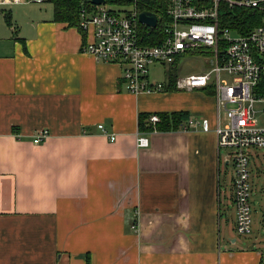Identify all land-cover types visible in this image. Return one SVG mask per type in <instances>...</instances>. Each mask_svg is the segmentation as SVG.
Returning a JSON list of instances; mask_svg holds the SVG:
<instances>
[{"label":"crops","instance_id":"1","mask_svg":"<svg viewBox=\"0 0 264 264\" xmlns=\"http://www.w3.org/2000/svg\"><path fill=\"white\" fill-rule=\"evenodd\" d=\"M43 2L0 1L27 8L0 27V264H259L256 238L235 235L233 151L186 121L140 130L174 113L225 125L215 89L177 76L129 93L120 65L82 51L93 30L29 4Z\"/></svg>","mask_w":264,"mask_h":264},{"label":"built area","instance_id":"2","mask_svg":"<svg viewBox=\"0 0 264 264\" xmlns=\"http://www.w3.org/2000/svg\"><path fill=\"white\" fill-rule=\"evenodd\" d=\"M146 1L130 0L117 11L106 8L107 2L82 7L81 27L85 32L93 30V40L82 51L100 62L120 65L125 89L133 94L165 90L163 81L151 78V68L172 66L188 54L209 55L207 72L178 77L176 84L187 90L212 86L228 121L220 126L218 120L212 129L208 119L191 118L184 122L183 129L201 126L205 132L214 130L219 149L233 151L228 161H232L236 172L233 186L236 231L248 236L252 233V156L248 150L264 149V0H152L161 7L159 13L151 10L158 17L157 27L163 36L158 45L148 44L143 35L146 30V37H150L152 30H157L139 20L140 13L146 11L140 5ZM236 9L259 14V24L242 33L235 19L227 14ZM223 74L230 79L223 80ZM160 121L158 115L150 118L152 124ZM98 128L106 133L104 125ZM49 136V131L41 130L33 142L42 144ZM111 140L115 141L116 136ZM136 144L138 148H147L149 139L139 134ZM259 264H264V249Z\"/></svg>","mask_w":264,"mask_h":264},{"label":"rangeland","instance_id":"3","mask_svg":"<svg viewBox=\"0 0 264 264\" xmlns=\"http://www.w3.org/2000/svg\"><path fill=\"white\" fill-rule=\"evenodd\" d=\"M44 2L42 5H36L35 3H29L34 7L35 9H43L45 10H53V5L50 2V0H43ZM124 4V3H123ZM121 4H116L112 2L106 3L104 5L106 8L117 11L120 8ZM3 9H11L13 11V15H15L17 12L23 15L25 13V10L27 8L25 7H17L16 9L9 8V6H6L4 8L0 7V27H7L5 26L6 23L2 16V10ZM9 29V28H8ZM209 55L207 54H188L186 57L181 58L178 61L179 67L177 69L176 75L177 76H189L191 74H198L208 71V61L206 58H208ZM172 67L166 66V67H154L151 68L150 74L151 78L153 80H159V81H166L168 77V73ZM123 72V68H122ZM222 79H230V77L226 74H223ZM213 78H215V75H213ZM260 108V107H258ZM223 111L221 116L223 118V122H227V116L225 108L223 107ZM260 118V115H259ZM261 124H263V121H261ZM223 154L225 155L226 152L223 150ZM252 156L254 158V162H251V169H252V176H251V210H252V233L248 236L239 235L237 231L235 232V235L237 237L243 236V237H253L256 238V243L260 248H264V150L262 149H255L251 150ZM228 176L229 179L233 176H235V169L232 167H229L228 170Z\"/></svg>","mask_w":264,"mask_h":264},{"label":"trees","instance_id":"4","mask_svg":"<svg viewBox=\"0 0 264 264\" xmlns=\"http://www.w3.org/2000/svg\"><path fill=\"white\" fill-rule=\"evenodd\" d=\"M130 0H106V2H112L116 4H126ZM50 2L53 5V10H54V22L57 23H65L69 27H75L78 28L80 32H82L83 36L85 37L84 33L85 31L81 27V9L85 5L88 7L90 6L89 2L83 1V0H50ZM156 4V3H155ZM152 0H148L145 3L141 4L140 7L142 10L146 11H157L159 13V6H156ZM230 17L235 19V24L239 28V31L242 33H245L250 30V28L256 26L259 24L260 21V15L257 13H254L250 10L246 9H236L234 13H227ZM6 20L8 21L9 24H11V17L10 15H6ZM160 26V24H159ZM144 37L147 41L148 44L151 45H158L161 43L163 36L161 35V31H159V28L157 27V30H152L151 36H147V31L145 30L144 32ZM86 42L84 43V45ZM178 61L172 65L169 73H168V82L165 83V89H172L175 86L176 79H177V65ZM161 116V115H160ZM146 118V117H145ZM187 116L184 114H170V115H163L161 116V121L159 123H156L154 126L156 127H151L147 126L143 123V117H142V123H141V128L140 130L142 132H151L154 129H167L170 128V125L178 122H183L186 121ZM158 124V125H157Z\"/></svg>","mask_w":264,"mask_h":264},{"label":"water","instance_id":"5","mask_svg":"<svg viewBox=\"0 0 264 264\" xmlns=\"http://www.w3.org/2000/svg\"><path fill=\"white\" fill-rule=\"evenodd\" d=\"M86 2H89L93 5H104L105 0H83ZM139 20L142 24L151 27L156 28L158 24V17L154 12L151 11H142L139 15Z\"/></svg>","mask_w":264,"mask_h":264}]
</instances>
